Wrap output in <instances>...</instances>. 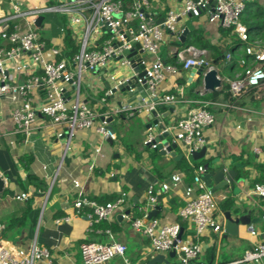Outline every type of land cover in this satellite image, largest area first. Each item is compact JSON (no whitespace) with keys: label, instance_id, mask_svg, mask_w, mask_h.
Instances as JSON below:
<instances>
[{"label":"crops","instance_id":"crops-1","mask_svg":"<svg viewBox=\"0 0 264 264\" xmlns=\"http://www.w3.org/2000/svg\"><path fill=\"white\" fill-rule=\"evenodd\" d=\"M172 1L171 6L179 2ZM23 2L28 7H39L45 5L47 0H23ZM153 3L154 13L158 18H162L168 8L167 4L164 0H154ZM6 9L4 0H0V18L8 15ZM190 19L196 20L194 28L202 31L203 40L211 46L221 47L224 56L234 39L221 38L219 26L208 23L203 17H187L181 20L180 26L191 31L187 26ZM49 38L48 40L51 41L55 37H51L49 33ZM172 42L176 41L166 38L162 46L169 47L164 54H160L162 46L160 48L159 56L165 62H169L177 52L184 50L179 46L171 45ZM4 44L5 42L0 39V45ZM190 47L201 52V57L208 62H213L212 51ZM141 57L147 67L155 61V56ZM215 69L221 79L220 88L213 92L215 95L204 91L198 82L190 89L181 72L178 76H167L157 85L156 98L173 95L176 104L173 105V113L161 119L157 129H151L152 134L159 137L164 132H169L170 135L166 140L171 143L175 135L174 125L179 118L193 110L206 109L213 115L214 122L203 131L206 153L201 160L195 162L203 161L204 165L208 164L209 170L222 167L233 170L230 167L232 160L240 156L253 164H264V88L249 91L237 100H233L228 93V81L238 74L231 78L221 72L217 66ZM110 73H114V76L121 80L131 76L128 69L120 68L117 64H109L107 70H103L97 76L85 77L81 101L89 107H96L99 100L103 99V87H106V77ZM192 81H196V77ZM154 100L155 98H151L148 90L143 87L135 88L132 92L127 90L124 93L117 92L108 99V105L122 110L121 114L114 116L109 124L116 140L105 141L93 130H76L67 149L65 138L56 137L58 133L65 134V128L52 126L43 118H39L32 125L29 136L16 134L9 106L7 102L1 101L0 176L5 182L3 191L6 190L7 193L4 197H0V222L7 227L9 221L21 217L27 201H16L14 196L27 193L29 187H33L35 193L43 197H28L33 199V204L40 209L35 229L18 227L13 232L7 231L8 239L0 236V240L7 246L26 252L36 242L38 246L49 251L53 264H82L80 258L82 244L91 242L108 245L116 241L126 245V257L130 264H149L157 254L151 250L149 242L142 234L131 229L130 222L145 214L146 191L152 184L157 197L161 199V209L156 219L161 224L180 225L181 238L200 245L201 253L196 263L230 264L240 260L246 250L254 248L261 242L264 221L246 227L239 226L236 237L224 238V233L218 235L211 230L197 236L193 225L179 217L178 212L185 204L184 187L191 182L193 176L192 171L186 172L184 166L187 165L191 169L193 160L187 157L185 148L180 142H177L176 149L172 150L175 156H182L176 160L168 153L161 155L143 146L148 133L146 126L150 122L146 109L151 106L157 108L159 118L160 115L168 112L166 105L153 104ZM134 104L140 108L131 113L128 109ZM158 106L161 108L159 109ZM237 126H240V130L233 131ZM97 149H99L98 154L95 153ZM256 150L259 153L255 152ZM115 154L118 155V165L112 163ZM174 173L183 175V184L168 192L161 191V183L168 182V177ZM236 174L237 189L232 191L224 188L215 193L218 195L215 197L216 216L218 221L222 222L223 230L226 220L236 223L243 209L247 210L251 219H262L260 212L255 215L252 209H249L253 205L242 194L243 191L251 189L250 184L256 177L253 165L244 167L242 174L237 172ZM74 181L79 183L83 197L88 200L105 204L121 198L123 203L109 220L90 227L85 216L90 210L84 208L78 213L73 207L77 198L76 189L73 187ZM228 198H233L235 205L242 208L239 216L231 214L227 219L220 208V202ZM122 215L127 216V219L122 218ZM261 224L262 227L255 228V225ZM248 227L256 231V236L248 233ZM107 231L109 234L106 233ZM235 243L240 246H236ZM114 259H117V262L110 264H123L120 258ZM166 260L169 264H176V259L172 263V259L167 255ZM35 264H44V262L38 261ZM258 264H264V259Z\"/></svg>","mask_w":264,"mask_h":264},{"label":"built area","instance_id":"built-area-1","mask_svg":"<svg viewBox=\"0 0 264 264\" xmlns=\"http://www.w3.org/2000/svg\"><path fill=\"white\" fill-rule=\"evenodd\" d=\"M9 1L10 13L0 18V39L5 42L0 45V102H7L16 134L29 136L32 125L43 118L52 126L65 128V134L58 133L56 137L65 138L66 149L76 130H93L103 140L115 141V134L109 131L107 120L121 114L122 110L108 105V99L119 92L125 80L110 73L106 77V87H103V99L96 107H89L81 101L85 77L97 76L107 70L109 64L128 69L131 76H137L133 74V67L143 66L145 75L137 78L136 82L140 87L146 86L149 96L157 101L153 104H176L173 95L156 98L157 85L167 76H178L192 66H204L205 71L213 67L211 62L201 57V52L192 47L174 56L181 67L169 64L159 56L166 38L180 42L186 29L180 26V22L188 15L191 18L203 17L208 23L230 31L232 38L241 44L240 49L246 59L242 57L239 60L243 72L228 81L231 99L237 100L244 93L264 88V42H252L246 26L241 22L247 4L253 0H181L175 6H167L161 23H158L160 18L154 13L149 0H56L54 4L46 3L39 7H28L23 0ZM47 14H57L62 18L59 35L51 41L41 39L44 33L45 38H49V31L43 30L44 20L40 27L35 25L39 17ZM19 20L23 21L25 27ZM66 38L73 41L76 52L71 53L65 44ZM136 45H139V49H136ZM131 51L135 52L137 59L127 57ZM143 55L155 56V61L147 67L141 57ZM224 58L229 61L230 53L225 51ZM127 91L132 92L133 89L129 87ZM139 108L134 104L128 110L133 113ZM152 108L155 107L151 106L146 112ZM213 122V115L206 109L189 112L176 121L174 138L167 146L182 143L191 160V154L204 147L203 131ZM236 130H240V126L233 131ZM147 132L143 146L157 152L158 137L152 134L151 129ZM167 146L161 150L165 151ZM255 152L259 153L258 150ZM95 153L98 154L99 149ZM203 172V166L193 167L192 180L184 187L185 204L178 215L193 225L197 236L207 230L221 235L224 230L216 216L217 200L201 181ZM183 178L180 173L171 174L168 182L161 183L160 190L168 192L179 187L183 184ZM73 187L77 192L73 207L78 213L84 208L90 210L85 214L90 227L109 220L123 203L119 198L112 203L98 204L83 197L78 182L74 181ZM242 194L264 219V186L255 185ZM146 196V212L131 220V229L147 239L155 254L166 256L174 250L176 264H198L196 260L201 253L200 245L178 239L180 225L161 224L157 219L145 221L147 208L157 204L152 184L148 186ZM27 199L28 195L24 192L14 196L16 201ZM122 218L127 219V216L122 215ZM4 231L5 225L0 222V236ZM106 233L109 234L108 231ZM248 233L256 236L252 227H248ZM126 250V245L116 241L108 245L88 242L80 246V255L83 264H107L114 258H120L123 264H130ZM262 259L264 234L261 242L246 250L240 260L230 264H258ZM38 261L53 264L49 251L36 242L26 252L7 246L0 240V264H35Z\"/></svg>","mask_w":264,"mask_h":264},{"label":"water","instance_id":"water-1","mask_svg":"<svg viewBox=\"0 0 264 264\" xmlns=\"http://www.w3.org/2000/svg\"><path fill=\"white\" fill-rule=\"evenodd\" d=\"M178 1L180 2L181 0H178ZM188 18H191V16L188 15ZM43 20L44 18L42 16L39 17L35 22L36 27H40ZM162 21L163 20L160 18L158 20V23H161ZM188 31L189 30L186 28L184 34L180 38L181 43L184 42V39ZM103 32L105 33L106 30L103 29ZM136 49H139V45H136ZM132 56H134V59H137L135 52L131 51L127 57L131 58ZM223 58L224 56L222 55L220 59L222 60ZM217 62L218 60L213 61L212 62L213 67L208 69L207 71H205L204 66L202 67L192 66L187 70L181 71L183 79L190 85L189 88L190 89L194 88L196 85V82H198L199 84L202 85L204 91L212 92V93L216 92L220 88V85H221V79L219 78L217 70L215 69L217 66ZM133 74H136L137 76L132 75V76L127 77L125 81L123 82V84L119 87L118 89L119 92L124 93L129 87L131 89L140 87V85L137 84L136 80L137 78H141L145 75L144 67L143 66L133 67ZM194 77H196V81H192ZM142 87L146 88V86H142ZM153 102H156V99ZM165 107L168 109V112L160 115V118L157 112V108H152L151 110L147 112V118L150 122L147 124L146 129H157L160 125L161 119H165L167 116H169V113H173L174 106L172 104L166 105ZM158 108L160 109L161 106H158ZM111 121H112V118H109L107 120V123L110 124ZM108 129L111 133H114L110 125L108 126ZM169 135H170L169 132H164L161 136H159L156 139V142L159 143L158 144L159 150L157 152H159L161 155L168 153L171 155V157L174 160L180 157L182 158V156H175L174 153H172V150L176 149L177 144L172 143L170 146H167L169 142L166 139ZM165 146H167L166 150L165 151L161 150ZM205 153H206V148L203 147L200 151L193 152L191 154V159L193 161L201 160L204 157ZM112 163L117 164V165L119 164L117 154L113 156ZM203 168H204V172L203 174L200 175V178H201V181L204 183L205 188L211 193L215 194L224 188H229L231 190L234 188L235 179L237 176L235 171L226 170L223 167L215 169V170H209L208 164H205ZM4 185H5V182L0 176V194L3 192ZM27 195L29 198H32L33 196L40 197V198L43 197V195L41 194L40 195L36 194L35 189L33 187H29L27 189ZM145 198H147V196H145ZM160 206H161V199L160 197H157V204L153 207L147 208L148 213H147V217L145 221L156 219V217L160 213V209H161ZM263 221L264 219H251L250 216L247 214V210L243 209L242 215L238 218L236 223L230 220H226L224 224V238H226L227 236L236 237L238 235L239 226L246 227V226L254 225V224H257ZM181 237H182V229L179 233L178 239H181ZM167 256L170 259L175 258L174 250L170 251L167 254ZM149 264H169V262L166 260L165 255L158 254L149 262Z\"/></svg>","mask_w":264,"mask_h":264},{"label":"trees","instance_id":"trees-1","mask_svg":"<svg viewBox=\"0 0 264 264\" xmlns=\"http://www.w3.org/2000/svg\"><path fill=\"white\" fill-rule=\"evenodd\" d=\"M48 4H54V0H47ZM241 22L246 26V30L248 35L250 36V40L252 42H264V11L259 10L256 3H249L247 4L242 17ZM220 36L222 38H232L230 31L223 30L219 28ZM203 35L200 30L194 29L187 33L184 42H177V46L181 47L183 45L182 49L189 48L190 46L198 47L199 49H207L213 52L212 59L213 61L218 60L217 67L221 70L224 74H227L228 77L233 78V76L237 74H241L243 72V67L239 66V60L243 57V55L239 54L241 44L235 39L232 40V44L230 47L227 48V52L230 53L231 59L229 61H226L225 58L222 60L220 59L221 53V47L211 46L208 43H206L203 40ZM66 46H68L71 49L72 52H76L77 48L73 41L70 38H66L65 40ZM185 46V47H184ZM245 58V57H243ZM246 59V58H245ZM248 60V58H247ZM175 62V63H174ZM173 65H176L178 67H181L179 64H177L176 57H172L169 62ZM236 77V76H235ZM215 95V93L211 94ZM253 165L254 171L256 173V177L253 179V181L250 184V187L253 188L255 185H263L264 186V164L262 163H254L248 160H244L242 156L239 158L233 159L230 167L235 170L238 174H242V170L244 167ZM198 166H204V162H195L193 161V167L196 168ZM193 167L190 169L187 165L184 166V169L186 172H191L193 174ZM239 181V180H238ZM238 182H236L237 184ZM25 190V189H24ZM235 190V188H234ZM233 190V191H234ZM7 191L4 190L0 197H4L6 195ZM222 211L225 213L227 219L230 218L231 214H234L235 216H239L241 207H238L235 205V201L233 198H228L226 200H223L219 204ZM40 209L37 208L33 204V199H27L25 209L21 215L16 220H11L8 222L7 227H5V231L1 234L4 239H8L7 237V231L13 232L18 227H29L30 229L34 230L38 217H39ZM81 258V255H80ZM83 264V263H82Z\"/></svg>","mask_w":264,"mask_h":264},{"label":"rangeland","instance_id":"rangeland-1","mask_svg":"<svg viewBox=\"0 0 264 264\" xmlns=\"http://www.w3.org/2000/svg\"><path fill=\"white\" fill-rule=\"evenodd\" d=\"M54 1H56V0H54ZM150 1V3H151V5L152 6H154V0H149ZM164 2L167 4V6L169 7V6H171L172 5V0H164ZM4 3H5V5L7 6V9H6V12H8L7 14H9L10 13V10H9V7H10V1L9 0H4ZM253 3H256L257 4V7H258V9L259 10H262V11H264V0H253ZM44 17V21H43V30L44 31H49V33H50V36L51 37H57L58 35H59V27H60V22H61V17L59 16V15H57V14H47V15H44L43 16ZM20 24H22V27H25V25H24V23H23V21H21V20H19L18 21ZM18 22H16V23H18ZM195 22H196V20H194V19H190L188 22H187V26L189 27V29L190 30H193V29H195L194 27H196V25H195ZM201 31V30H200ZM202 32V31H201ZM41 33H44V32H41ZM45 34V33H44ZM44 34H42V37L43 38H41V39H43V40H48V38H45V35ZM49 36V35H48ZM111 36H106L105 38H110ZM222 38V37H221ZM171 45H176L177 46V42H172V44ZM170 45V46H171ZM167 47H169V46H165V45H163L162 46V50H161V52H160V54L162 53V54H164L165 53V50L167 49ZM183 47V45H181V48ZM185 47V46H184ZM239 54L240 55H243V50L242 49H240V51H239ZM146 138V137H145ZM234 188L235 189H237V186L235 185L234 186ZM233 188V189H234ZM233 191V190H232ZM230 194H232V192H230ZM218 195L217 194H214V197H217ZM250 206H252L251 204H249ZM250 210L252 209V211L254 212V214L255 215H258L259 213H258V210L256 209V208H253V207H251V208H249ZM263 226V224H261V225H255V228L257 229H259L260 227H262ZM222 243H223V241H222ZM224 243H225V241H224ZM238 243V242H237ZM237 243H235V245L237 246L238 244ZM243 244V243H242ZM241 244V245H242ZM238 246H240V245H238ZM242 257H243V255H242ZM175 259L176 258H173L172 259V263H173V261H175ZM117 262V259H112V260H110L107 264H110V263H112V262Z\"/></svg>","mask_w":264,"mask_h":264}]
</instances>
